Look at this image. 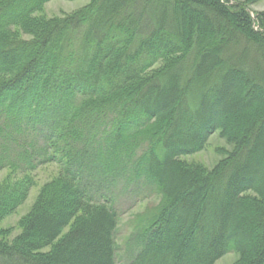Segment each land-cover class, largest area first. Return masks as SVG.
Segmentation results:
<instances>
[{"label": "trees", "instance_id": "16d2710c", "mask_svg": "<svg viewBox=\"0 0 264 264\" xmlns=\"http://www.w3.org/2000/svg\"><path fill=\"white\" fill-rule=\"evenodd\" d=\"M50 1L0 0V172L61 169L21 234L0 243V264H216L229 253L264 264V14L230 0H91L38 16ZM215 133L232 150L212 170L182 160ZM31 185H0V223ZM123 192L161 197L134 223L125 263Z\"/></svg>", "mask_w": 264, "mask_h": 264}, {"label": "rangeland", "instance_id": "374dc122", "mask_svg": "<svg viewBox=\"0 0 264 264\" xmlns=\"http://www.w3.org/2000/svg\"><path fill=\"white\" fill-rule=\"evenodd\" d=\"M230 1L232 3L245 4L253 19H256L258 14H264V0ZM90 3L91 0H52L45 5L42 13L38 14V16H43L47 19H62L84 9ZM25 38L30 39L29 37ZM231 150L232 146L226 139L221 137L220 133H215L201 151L193 155L184 156L182 160L189 165L201 166L205 170L210 171ZM60 170L59 165L48 164L40 167L30 175L14 174L9 170L0 172V185L7 181L15 183L23 180L30 181L32 184L25 203L0 223V243H12L21 234L23 219L31 212L41 190L57 178ZM149 195L143 201H136L135 203L128 193L123 192L120 201H118L117 208L122 216L118 227L117 245L119 248V261L123 263L136 253L134 242L130 244L131 238L134 239V223L150 210H155L160 204L161 197L159 194L153 195L150 193ZM69 228L64 230L63 235L69 231ZM48 250L45 251L47 252ZM237 260V254L229 253L216 264H235Z\"/></svg>", "mask_w": 264, "mask_h": 264}]
</instances>
